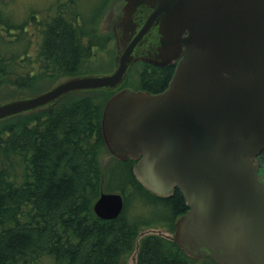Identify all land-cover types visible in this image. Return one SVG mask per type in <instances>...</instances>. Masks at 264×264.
<instances>
[{
	"label": "water",
	"instance_id": "1",
	"mask_svg": "<svg viewBox=\"0 0 264 264\" xmlns=\"http://www.w3.org/2000/svg\"><path fill=\"white\" fill-rule=\"evenodd\" d=\"M114 24L115 68L59 80L0 100V121L46 109L66 95L121 86L139 61L175 64L159 92L123 87L108 99V151L136 162L150 192L175 187L189 209L173 237L193 259L264 264V0H124ZM121 193L102 190L96 215L113 219Z\"/></svg>",
	"mask_w": 264,
	"mask_h": 264
},
{
	"label": "trees",
	"instance_id": "2",
	"mask_svg": "<svg viewBox=\"0 0 264 264\" xmlns=\"http://www.w3.org/2000/svg\"><path fill=\"white\" fill-rule=\"evenodd\" d=\"M5 26L21 35L20 25ZM95 48L85 47L70 24L54 20L40 61L53 81L41 86L36 76L17 74L22 53L0 47V88L12 89L0 100L47 90L63 76L108 72L82 67ZM174 70L173 64L140 62L134 82L138 89L159 92ZM114 92L76 91L52 107L0 121V264H127L137 244L135 264H215L209 257H189L172 235L155 228L167 223L173 233L175 221L189 209L180 189L156 195L136 178L135 160L110 155L101 121ZM104 154L113 161L106 167ZM102 188L123 196L122 212L113 219L94 211Z\"/></svg>",
	"mask_w": 264,
	"mask_h": 264
},
{
	"label": "rangeland",
	"instance_id": "3",
	"mask_svg": "<svg viewBox=\"0 0 264 264\" xmlns=\"http://www.w3.org/2000/svg\"><path fill=\"white\" fill-rule=\"evenodd\" d=\"M53 1L55 0H0V47L3 49H8L9 47V49L17 50L20 54H23L25 51L23 50V48L25 47H21V42L19 40L20 35L18 33L19 31L17 30L18 28H15L16 30L9 29L8 31L6 30V23L12 22L19 26L25 15L29 16L33 12L32 14L34 16H37L38 13H42L47 6H50ZM76 2L78 5H82V9L84 10V12H86L87 15H94L95 13L99 12L98 8L102 5L103 0H76ZM121 2L122 0L106 1L104 6L98 13L99 15L103 14L102 26H111L112 22L117 16L116 14L119 10L118 6ZM49 10H51V8H46L45 11ZM34 11H36L37 13L35 12L34 14ZM85 18H88V16L85 15ZM32 28L33 27H31V29ZM30 37H34L32 33H30ZM95 50V54H93L90 59L85 60V63L82 67L88 69L92 68L95 70H105L108 72L112 71L114 68L113 52L115 51V47H99L98 49L96 47ZM30 53L31 55L29 57L26 56L24 58L25 60L22 61V64L20 63L19 68L17 67V74L19 75L23 72V75H34L37 77L35 82H37V84H40L41 86L51 83L53 81L51 78V73H42V69L40 68V66L38 68L34 67V65L37 63L36 47H31ZM136 77L137 75L133 72L129 77L128 83L130 86L138 89L136 83L134 82ZM12 86L15 87L14 85ZM11 91L12 89H9L8 86L1 87L0 97L7 96V94L11 93ZM101 161L104 167L113 163L109 154H104L101 158ZM160 223L161 224L155 228L161 229L164 233L172 235V231H170L167 223ZM137 250L138 244L132 255L129 257L127 264H135Z\"/></svg>",
	"mask_w": 264,
	"mask_h": 264
},
{
	"label": "flooded vegetation",
	"instance_id": "4",
	"mask_svg": "<svg viewBox=\"0 0 264 264\" xmlns=\"http://www.w3.org/2000/svg\"><path fill=\"white\" fill-rule=\"evenodd\" d=\"M106 1L107 0H103L102 5L99 7V12L106 3ZM124 3L125 2L122 0L120 5L118 6L119 10L117 11V16L110 27L102 26L103 14L99 15V12H97L94 18L92 17L93 15H87L86 12H84V10L82 9V5H78L76 0H55L50 4V6L46 7L51 8V10L45 11V8V10L42 13H38L37 16H34L32 14L33 12L31 13L32 15H25V17H27H24L20 23L21 47H25V51L23 53L24 58L26 56L29 57L31 55L30 48L34 46L36 47L37 55V63L34 65V67L38 68L39 66H41V47H43L47 29L49 25L58 18H60L63 22L70 24L73 30H78L80 32L82 37V44L85 47H116L114 24L118 18L119 12ZM35 12L36 11H34V14ZM85 15L88 16V18H85ZM31 27L33 28L31 29ZM30 33L33 34V38L30 37ZM113 57H115L114 54ZM140 62L157 66L172 65H161L142 60L137 61L134 65ZM64 78H66V76L61 77L60 80ZM119 88L120 86L117 87L115 90H119ZM262 154L264 155V149H262L257 155L259 161V173H262L264 171V157H262Z\"/></svg>",
	"mask_w": 264,
	"mask_h": 264
},
{
	"label": "bare ground",
	"instance_id": "5",
	"mask_svg": "<svg viewBox=\"0 0 264 264\" xmlns=\"http://www.w3.org/2000/svg\"><path fill=\"white\" fill-rule=\"evenodd\" d=\"M134 258V257H133ZM135 259V258H134Z\"/></svg>",
	"mask_w": 264,
	"mask_h": 264
}]
</instances>
